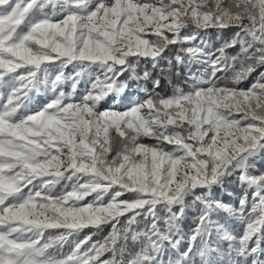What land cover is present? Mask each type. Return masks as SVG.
I'll return each mask as SVG.
<instances>
[{
	"label": "snow or ice",
	"instance_id": "snow-or-ice-1",
	"mask_svg": "<svg viewBox=\"0 0 264 264\" xmlns=\"http://www.w3.org/2000/svg\"><path fill=\"white\" fill-rule=\"evenodd\" d=\"M141 59L189 75L119 110ZM259 68L264 0H0V264H264V71L240 87Z\"/></svg>",
	"mask_w": 264,
	"mask_h": 264
},
{
	"label": "trees",
	"instance_id": "trees-1",
	"mask_svg": "<svg viewBox=\"0 0 264 264\" xmlns=\"http://www.w3.org/2000/svg\"><path fill=\"white\" fill-rule=\"evenodd\" d=\"M233 30H209L208 39L213 48L220 47L225 41H229L233 37ZM237 49H228L229 54H235ZM171 56V53L167 54ZM200 65L193 64L191 70L195 72ZM147 71L150 73L148 79H133L130 72H125L121 77V82H127L128 88L126 90H138L147 89V96L149 94L154 95L155 93H160L161 95H171L173 93L172 84L183 85L185 79H187L189 72L187 68L183 66H175V64L170 67L167 60H161L157 67L153 68L150 60L141 59L140 63L136 67V73L139 76H143V73ZM179 71L180 75L177 76L176 72ZM264 71V68H259L257 73H253L252 77H249L247 81L241 83L240 87H247L253 81L254 77L258 72ZM231 75V73H229ZM159 81V87L154 86V82ZM169 81L172 83L170 84ZM223 83V81L221 82ZM145 143H153L151 140L145 139ZM255 171L257 173L264 171V159H257V166ZM217 194V199L221 200L224 203L232 204L233 206H238L239 199L244 196L245 188L240 185V183L235 179V177H229L226 179L225 184L222 188L215 189ZM251 197V192L249 191V198ZM198 213L195 207H189L186 209V217L182 225V229L185 233H189L191 227L195 226V221ZM236 227L239 229L240 225L237 224ZM52 231V230H50ZM93 229H85L80 238L82 239L84 235H87ZM109 229L104 228L103 232H99L97 235L93 236V240L102 239L103 236L107 235ZM183 242V241H182ZM185 246V245H184ZM68 250V246L65 245V251ZM103 258V257H102Z\"/></svg>",
	"mask_w": 264,
	"mask_h": 264
},
{
	"label": "rangeland",
	"instance_id": "rangeland-1",
	"mask_svg": "<svg viewBox=\"0 0 264 264\" xmlns=\"http://www.w3.org/2000/svg\"><path fill=\"white\" fill-rule=\"evenodd\" d=\"M73 71L72 66L69 65L68 68L66 69L67 73H71ZM90 87V85H85L84 83H81L78 87L80 89H83L84 87ZM66 91H70V87L68 85L64 86ZM30 95L33 96V105L36 107H39L43 105L44 103L47 102V100L51 97V93L48 95H44L43 93L39 95H35L34 93H30ZM140 98V99H145L147 97V94L145 91H138V90H125L123 94H121L120 99L122 100V104H117L116 108L119 110H123V106H126L129 103V98ZM112 106V96L109 95V97L106 98L105 101H101V108H106V107H111ZM27 191V189H25ZM251 198V197H250ZM91 199V197L87 198ZM185 245V246H184ZM187 241H183L181 243V248L186 247Z\"/></svg>",
	"mask_w": 264,
	"mask_h": 264
}]
</instances>
